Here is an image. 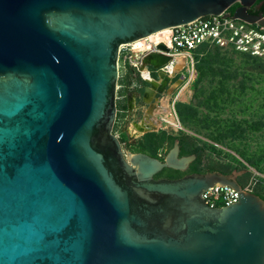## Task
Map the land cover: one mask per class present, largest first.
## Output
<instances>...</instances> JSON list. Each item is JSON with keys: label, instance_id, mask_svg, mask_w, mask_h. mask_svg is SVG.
<instances>
[{"label": "water", "instance_id": "95a60500", "mask_svg": "<svg viewBox=\"0 0 264 264\" xmlns=\"http://www.w3.org/2000/svg\"><path fill=\"white\" fill-rule=\"evenodd\" d=\"M235 3L264 26L257 0H0V264H264V200L237 171L155 178L194 155L113 132L119 46ZM216 183L238 200L206 204Z\"/></svg>", "mask_w": 264, "mask_h": 264}, {"label": "trees", "instance_id": "16d2710c", "mask_svg": "<svg viewBox=\"0 0 264 264\" xmlns=\"http://www.w3.org/2000/svg\"><path fill=\"white\" fill-rule=\"evenodd\" d=\"M260 1L257 0V3ZM235 5L236 3L227 9L230 14L233 13ZM262 10V13H264V3ZM222 50L228 49L218 46L209 47L201 45L194 50L197 73L195 85L198 86L199 83L207 84V88L203 85L196 87L194 99L199 100L203 96L202 100L204 101L199 100L195 105H192L191 102L178 101L175 103L176 113L182 122L198 130H204L207 140L206 147L209 146L212 150H215L217 144L225 146L230 151L229 155L232 160L244 164V167L246 165L251 166L257 172L264 174V141H256L255 145L252 146L251 139L247 137V133L254 134L264 129V58L235 50H228L240 58V63L231 70V67H234V59L233 57L225 56L221 52ZM247 66L257 69L254 75L258 86H255V83L250 86H245L243 82L241 84L232 83V80L236 79L239 75L246 78L250 77L249 72L243 71V68ZM117 84L119 85L118 96L120 95L122 98L120 103L116 102L119 115V110L126 108L127 94L131 91H142L139 85L147 84V82L133 77L130 72H125L124 75L118 78ZM199 107H204L205 111H200ZM223 113H227V116H223ZM243 114L256 115L258 118L255 120L239 118V115ZM164 140H167L171 147L175 141H178L180 154L191 152L196 155V159L191 164L188 172L205 173L218 171L223 174H230L233 171L239 170L235 164L231 163L234 161L225 163L220 168L208 166L205 171L201 170L199 165L202 159V148L193 147V142L183 132L178 133V135H168L163 132L162 137H156L153 134L147 133L132 142L120 141L124 143L130 152H143L163 161L164 156L160 155L158 150ZM164 172H168V169L160 171L158 175ZM174 172L175 174L184 173L176 170ZM251 174L245 168L244 172L238 176V182L241 186L251 178ZM257 178L258 181L253 187L252 192L264 200V178Z\"/></svg>", "mask_w": 264, "mask_h": 264}, {"label": "built area", "instance_id": "2783aa9c", "mask_svg": "<svg viewBox=\"0 0 264 264\" xmlns=\"http://www.w3.org/2000/svg\"><path fill=\"white\" fill-rule=\"evenodd\" d=\"M226 12L228 11L220 14ZM220 14L200 16L119 46V69L122 68L133 77L146 82L155 79L153 73L162 71L171 79L177 78V81L182 83L170 106L169 115H173L174 120L166 118L165 112L164 116L160 115L162 121L171 123L177 129L181 127V123L174 104L195 75L194 50L201 45L218 46L264 58V26L234 18L230 13L228 16ZM151 53L167 55L169 59L160 67H152L151 70L148 65L143 64L145 56ZM251 169L253 170L251 178L241 186L244 191L252 192L258 181L257 177L264 178L263 174ZM202 198L211 207L222 206L236 202L238 192L229 185L216 183L202 192Z\"/></svg>", "mask_w": 264, "mask_h": 264}, {"label": "rangeland", "instance_id": "374dc122", "mask_svg": "<svg viewBox=\"0 0 264 264\" xmlns=\"http://www.w3.org/2000/svg\"><path fill=\"white\" fill-rule=\"evenodd\" d=\"M225 56L227 57H233L234 62H233V66L231 67V70L234 69L235 67H237V65L240 63V58L237 57V55L231 53L228 50H222L221 51ZM151 70H153L152 67H150ZM243 71H247L249 72L250 77H244L242 75H239L236 79L232 80V83H244L245 86H250V85H254L258 86L256 80H255V75L257 69L252 68L251 66H247L245 68H243ZM125 74V70L124 69H119V78L121 75ZM196 69H195V75L193 77V79L191 80L190 84L187 85V87L181 92V94L179 95V100H177L176 102L180 101V102H186V103H192V105H195L199 100L203 99V96H201L198 99H194V93L196 90V87L200 86H204L205 88H207V84L206 83H199L198 86L195 85V81H196ZM118 83V82H117ZM170 87L169 89V94L163 96L161 98V101L163 102L162 105L159 104V106L157 107L156 110V114H157V118H159V123L156 127L151 128L150 130H139L137 129V127L135 126L136 122H138L139 120H141V116L143 113V109L146 110V103L145 105L141 103V97L139 98V94L135 93V92H130V94H127L126 96V108L125 109H121L119 110V115L117 112V117H116V122L114 124L113 127V131L114 133L118 136V138L120 140H122V142L125 141H129L132 142L134 141L136 138L142 137L143 135L149 133V134H153L156 137H162L163 136V132H165L168 135H178V133L183 132L186 135H188V137L191 139V141L193 142V147H201V154H202V159H201V164L199 165V168L201 170H206L208 166H214L217 168L223 167V165H225V163H229L232 160L231 156L229 155L230 151L227 150V148L225 146H222L220 144H217L215 146V150H212L209 146L206 147V137L204 135V130H198L197 128L182 122L181 120H179L180 118L178 117L179 122L181 123V127L180 128H176L175 126H173L171 123H166L164 121H162L160 119V115L163 114L164 116V112L166 114V118H168L169 120L173 119V115H169L170 112V106H171V102L173 100V98L176 96L177 92L179 91L180 87L182 86V83H179L177 81V78H173L171 79V82L168 83ZM119 85L117 84V91H118ZM117 99L116 102L122 101L121 96H118V93H116ZM192 100V101H191ZM204 101V100H202ZM175 102V103H176ZM175 106V104H174ZM137 108V109H136ZM200 111H205L204 107H199ZM132 112V115H131ZM223 116H227V113H223ZM239 118H246V119H251V120H255L256 115L252 116V115H239ZM174 120V119H173ZM160 124V125H159ZM247 137L251 139L252 141V146L255 145V142H263L264 141V129L261 130L260 132H256L254 134H250L247 133ZM166 136V135H165ZM164 136V137H165ZM250 139H248V141H250ZM124 144V143H123ZM171 148V146H169L168 141L164 140L163 143L160 144V148L158 150V153L160 155L165 156L167 151ZM127 151H129L127 148L125 149ZM133 153V152H132ZM188 154H191V152H189ZM233 164H235L238 169L242 172H244V169L246 168V171H249L250 174L253 173V170L248 167L247 165L244 167V164H240L236 161L231 162ZM237 170V171H239ZM264 175V174H263ZM252 176V174H251ZM263 177V176H261Z\"/></svg>", "mask_w": 264, "mask_h": 264}, {"label": "flooded vegetation", "instance_id": "af4514ba", "mask_svg": "<svg viewBox=\"0 0 264 264\" xmlns=\"http://www.w3.org/2000/svg\"><path fill=\"white\" fill-rule=\"evenodd\" d=\"M263 3H264L263 0H261L260 2L250 6L249 7V11L252 12V13H260V12H262L263 11L262 10ZM238 5H239V3H236L235 8ZM153 75L155 76L154 73H153ZM140 83H142V82H140ZM168 85L169 84L167 83L165 86L163 84L159 85V86H153L152 87V91L147 93V94H144V91H145V88L149 86L148 83L144 84V85L143 84L139 85V88H140V90L142 88V91H139V90L131 91V92H135V93L139 94L138 97L139 98L141 97L140 99H141V103L142 104L145 105V103H146V105H145L146 106L145 107L146 110L143 109L141 120H139L135 124L137 129H139V130H150L151 128H154V127H156L158 125V122H160V121H159V118H157L156 110H157V107L159 106V104L162 103L161 98L163 96H165L166 94L167 95L169 94V89L170 88H168V87H170V86H168ZM131 115H132V112H131ZM116 117H117V115H116ZM115 122H116V120H115ZM113 127H114V125H113ZM121 144L126 149V146L123 143H121ZM191 155H194V157L187 162V164H186L184 169H175V168H171V167H163L160 171H163L164 169H168V172H164V173L158 175V173L160 172L159 171L158 173H156L154 175V177L155 178H160V177L178 178V177H181V176H183L185 174L193 173V172H188V170H189L191 164L193 163V161L196 159V155L193 154V153H191V154H180V147H179L178 158H181V157H184V156H191ZM175 170L176 171H180V172H184V173L175 174V172H174Z\"/></svg>", "mask_w": 264, "mask_h": 264}, {"label": "crops", "instance_id": "0c3cea01", "mask_svg": "<svg viewBox=\"0 0 264 264\" xmlns=\"http://www.w3.org/2000/svg\"><path fill=\"white\" fill-rule=\"evenodd\" d=\"M149 67H152V66H150V65H148ZM155 81L156 82H154V86H159V85H166L167 83H170V81H171V78H170V76H166V77H159L158 78V76H157V73L155 74ZM248 167H250V168H253V167H251V166H248ZM254 169V168H253ZM238 172V174L236 175V178H237V180H238V176H240L241 175V173H242V171H237ZM253 174V173H252Z\"/></svg>", "mask_w": 264, "mask_h": 264}, {"label": "bare ground", "instance_id": "6f19581e", "mask_svg": "<svg viewBox=\"0 0 264 264\" xmlns=\"http://www.w3.org/2000/svg\"><path fill=\"white\" fill-rule=\"evenodd\" d=\"M148 121V120H147ZM159 123V122H158ZM141 124V123H140ZM144 124V123H143ZM145 125V124H144ZM160 125V124H159ZM149 126V125H148Z\"/></svg>", "mask_w": 264, "mask_h": 264}]
</instances>
